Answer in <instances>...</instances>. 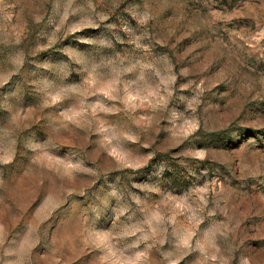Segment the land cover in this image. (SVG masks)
Instances as JSON below:
<instances>
[{
    "label": "rangeland",
    "instance_id": "374dc122",
    "mask_svg": "<svg viewBox=\"0 0 264 264\" xmlns=\"http://www.w3.org/2000/svg\"><path fill=\"white\" fill-rule=\"evenodd\" d=\"M0 264H264V0H0Z\"/></svg>",
    "mask_w": 264,
    "mask_h": 264
}]
</instances>
